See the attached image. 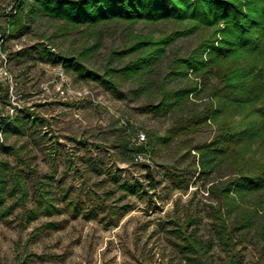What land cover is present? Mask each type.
Listing matches in <instances>:
<instances>
[{
  "label": "rangeland",
  "instance_id": "rangeland-1",
  "mask_svg": "<svg viewBox=\"0 0 264 264\" xmlns=\"http://www.w3.org/2000/svg\"><path fill=\"white\" fill-rule=\"evenodd\" d=\"M15 2L0 0L2 29H7L6 14ZM25 23L27 28L21 34L8 35L0 42V82L8 89V96L0 101V112L3 117L15 118L26 111L36 122L25 126L24 135L0 134V143L18 150L11 155L0 154V159L28 174L30 186L40 182L59 198L65 192L83 209L79 216L65 208L28 221L22 216L23 209L16 208L0 221V264H188L178 252L176 245L181 241L175 229L192 215L198 221L193 226L198 236L205 241L213 239L210 214L218 201L208 190L231 173L227 161L208 176L200 169L201 154L195 147L213 138L215 126H202L181 136L155 155L140 153L142 159L138 161L137 153L123 146L136 147L140 132L145 133L146 141L152 131L164 134L175 116L202 108L208 91L191 96L174 115L143 112L139 108L154 98L153 89L135 98L130 93L132 82L120 79L128 96L117 99L94 81L75 80L61 66L19 54L36 44L72 54L92 44L94 36L64 34L59 29L61 22L39 13L25 14ZM135 29L147 33L164 27L138 23ZM109 30L104 29L100 48L86 60L92 67L101 68L110 49L122 44L123 25H113ZM197 41L195 36L183 38L173 47L184 54ZM167 74L165 68L162 78ZM167 79L171 87L186 83L174 75ZM173 173L185 177L188 184L178 189ZM125 182L137 184L139 193L121 188ZM32 192L31 188V197ZM11 202L7 199L6 204ZM65 205L61 201L59 207ZM32 207L33 198L26 204L27 209ZM94 207L97 216L86 215L85 211ZM48 224L56 228H48ZM251 236L238 247L247 264L259 257V246ZM210 254L212 264H222L225 259L217 245Z\"/></svg>",
  "mask_w": 264,
  "mask_h": 264
},
{
  "label": "trees",
  "instance_id": "trees-1",
  "mask_svg": "<svg viewBox=\"0 0 264 264\" xmlns=\"http://www.w3.org/2000/svg\"><path fill=\"white\" fill-rule=\"evenodd\" d=\"M35 13L61 22L59 29L64 34H86L94 36L95 41L72 54L41 44L19 54L61 66L75 80L94 81L117 99L128 96L120 79L132 82L130 93L135 98L153 89L154 98L139 108L143 112L174 115L190 102L191 96L208 91L202 108L175 116L164 134L152 131L146 143L134 148L125 145L123 149L152 156L181 136L202 126H215L213 138L195 147L206 176L224 161L231 170L228 178L213 183L208 190L218 201L210 214L214 238L201 239L193 227L198 221L188 215L175 229L182 243L176 245L178 252L188 264H212L210 253L217 245L225 254L222 264H247L238 247L252 235L259 246V257L249 264H264V0H16L6 14L7 29L0 27V32L21 34L27 28L25 14ZM138 23L161 25L164 29L143 33L135 29ZM113 25H123L122 44L110 49L101 68L92 67L86 60L100 48L104 29L110 31ZM192 36L198 41L188 52L174 50L176 41ZM165 68L169 74L162 78ZM170 75L186 83L171 87L167 79ZM7 96L8 89L0 82V101ZM31 117L26 111L15 118L3 117L0 112V134L24 135L25 126L36 122ZM13 153L18 150L0 143V154ZM172 175L178 189L188 184L182 175ZM29 180L17 165L0 159V221L18 207L28 221L65 208L74 216L82 212L83 207L65 192L59 198L40 182L30 186ZM120 187L131 194L140 190L137 184L126 182ZM32 198L33 207L27 209ZM7 199L12 202L6 204ZM61 201L65 207H59ZM85 212L96 217L98 209Z\"/></svg>",
  "mask_w": 264,
  "mask_h": 264
},
{
  "label": "built area",
  "instance_id": "built-area-1",
  "mask_svg": "<svg viewBox=\"0 0 264 264\" xmlns=\"http://www.w3.org/2000/svg\"><path fill=\"white\" fill-rule=\"evenodd\" d=\"M8 36V33L7 34H5V35H2L1 33H0V42H4V40L6 39V37ZM4 68V67H3ZM3 73H2V69L0 70V77H1V75H2ZM144 143H146V135H145V133H142V132H140V133H138L137 134V136H136V141H135V145L136 146H138V145H142V144H144ZM140 159H142V154H136L135 155V160L136 161H138V160H140Z\"/></svg>",
  "mask_w": 264,
  "mask_h": 264
}]
</instances>
